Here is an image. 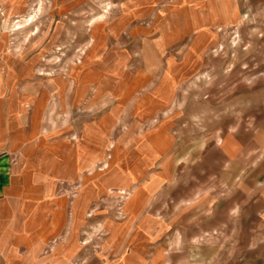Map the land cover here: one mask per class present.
<instances>
[{"label":"rangeland","instance_id":"1","mask_svg":"<svg viewBox=\"0 0 264 264\" xmlns=\"http://www.w3.org/2000/svg\"><path fill=\"white\" fill-rule=\"evenodd\" d=\"M234 8L240 19L225 25L211 12ZM262 85L264 0H0V140L16 141L18 189L25 201L58 192L68 205L91 195L84 221L97 226L126 219L129 175L171 159L192 165L177 174L207 164L214 208L232 206L213 177L242 150L224 151L222 137L255 120ZM216 233L209 264H264V246Z\"/></svg>","mask_w":264,"mask_h":264},{"label":"crops","instance_id":"2","mask_svg":"<svg viewBox=\"0 0 264 264\" xmlns=\"http://www.w3.org/2000/svg\"><path fill=\"white\" fill-rule=\"evenodd\" d=\"M237 11L211 12H218L216 21L225 25L240 19ZM201 21L206 26L199 33L210 31L208 21ZM259 88L249 104V113L254 111L250 118L255 120L239 121L222 137L224 151L227 142L242 150L239 162L225 159L224 171L213 177L219 178L233 197V205L222 214L214 208L215 196L209 192L212 177L208 165H202L201 175L187 169L177 174L180 166L192 165L171 159L162 163L157 173L129 175L126 219L103 221L99 226L90 220L86 223L91 195L68 205L65 196L46 190L38 196L27 195L42 200L25 201L17 184L20 167L11 152L16 141L0 140V264H209V245L223 238L216 231L225 230L231 231L228 238L233 245L264 246V85ZM189 193L197 197L195 202L181 204ZM242 195L253 204L242 206ZM181 206L191 208L181 213L177 211ZM99 230L107 234L97 238ZM84 233H88L87 241Z\"/></svg>","mask_w":264,"mask_h":264},{"label":"bare ground","instance_id":"3","mask_svg":"<svg viewBox=\"0 0 264 264\" xmlns=\"http://www.w3.org/2000/svg\"><path fill=\"white\" fill-rule=\"evenodd\" d=\"M29 19H30V18H29ZM29 19H28L26 22H27V23H28V22H29V23H32V22L29 21ZM22 27H23V26H20L19 28H22ZM17 29H18V28H17Z\"/></svg>","mask_w":264,"mask_h":264}]
</instances>
